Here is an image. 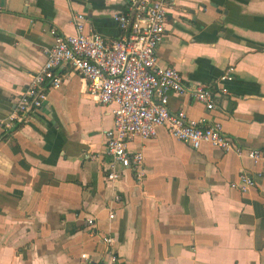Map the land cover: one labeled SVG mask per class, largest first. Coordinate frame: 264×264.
I'll return each mask as SVG.
<instances>
[{
	"label": "crops",
	"instance_id": "obj_1",
	"mask_svg": "<svg viewBox=\"0 0 264 264\" xmlns=\"http://www.w3.org/2000/svg\"><path fill=\"white\" fill-rule=\"evenodd\" d=\"M127 2L0 0V120L44 64L52 29L75 35L82 14L85 31L118 39L114 15ZM157 58L188 87L217 90L233 69L218 108L189 93L170 94L168 106L220 121L243 153L208 142L194 149L159 127L128 144L144 154L143 182L118 166L113 188L104 131L114 126V105L95 102L88 81L64 63V83L44 104L15 129L0 127V264H89L82 253L100 257L105 233L116 237L114 264H264V0H172ZM243 172L256 181L246 192L231 187Z\"/></svg>",
	"mask_w": 264,
	"mask_h": 264
},
{
	"label": "built area",
	"instance_id": "obj_2",
	"mask_svg": "<svg viewBox=\"0 0 264 264\" xmlns=\"http://www.w3.org/2000/svg\"><path fill=\"white\" fill-rule=\"evenodd\" d=\"M171 4L172 0H128L127 9L114 15L122 31L114 40H107L98 32L85 31L82 14L74 16L75 35L52 29L54 42L44 50V64L30 75L16 111L0 120V127L10 128L29 110L40 108L48 98V89L64 83L65 75L59 69L69 63L73 73L88 81V94L95 102L114 105V126L104 131L106 152L111 159L106 178L113 188L121 177L118 166L133 170L137 181L143 182L146 177L144 154L131 151L128 144L134 137H155L159 127H165L175 139L194 149L208 142L242 154L243 150L225 134L220 121L204 123L205 119L189 118L184 110L172 111L168 106L170 94L189 93L208 110L216 109L220 100L231 94L227 83L234 79L230 67L216 79L217 90L211 83L188 87L179 70L159 63L157 48L164 38ZM2 10L0 6V12ZM248 156L256 160L260 153L249 151ZM255 185V179L246 172L231 183L233 189L242 192ZM114 197L120 200L118 195ZM114 217L111 211L109 218ZM86 224L93 225L94 218H86ZM102 243L105 248L100 257L84 252L81 258L89 264H114L118 260L116 237L105 233Z\"/></svg>",
	"mask_w": 264,
	"mask_h": 264
},
{
	"label": "water",
	"instance_id": "obj_3",
	"mask_svg": "<svg viewBox=\"0 0 264 264\" xmlns=\"http://www.w3.org/2000/svg\"><path fill=\"white\" fill-rule=\"evenodd\" d=\"M29 112H30V110L19 120L18 124H20L27 117ZM18 124H16V126L12 127L11 130L15 129L18 126Z\"/></svg>",
	"mask_w": 264,
	"mask_h": 264
}]
</instances>
